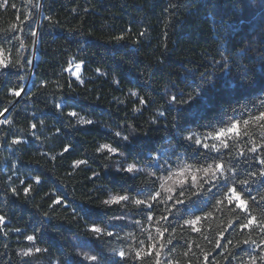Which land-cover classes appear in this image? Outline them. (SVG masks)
Here are the masks:
<instances>
[{
  "label": "trees",
  "instance_id": "obj_1",
  "mask_svg": "<svg viewBox=\"0 0 264 264\" xmlns=\"http://www.w3.org/2000/svg\"><path fill=\"white\" fill-rule=\"evenodd\" d=\"M39 5L0 0L9 64L0 69V116L9 109L0 122V264H21L29 235L37 256L56 264H264V121L255 119L264 113V16L249 0ZM75 61L81 81L67 72ZM234 124L216 149L195 143ZM120 161L139 170L117 171ZM187 167L211 170L162 189ZM233 187L247 211L227 200ZM120 195L128 199L105 203ZM250 216L256 224L244 227Z\"/></svg>",
  "mask_w": 264,
  "mask_h": 264
},
{
  "label": "rangeland",
  "instance_id": "obj_2",
  "mask_svg": "<svg viewBox=\"0 0 264 264\" xmlns=\"http://www.w3.org/2000/svg\"><path fill=\"white\" fill-rule=\"evenodd\" d=\"M249 3H250V6H251V10H252V12H253L255 17L264 16V0H249ZM0 58L4 59L3 56H0ZM35 58H36V53L34 55V61H35ZM77 65H79V68H77ZM67 72L72 77L76 78L78 81L82 80V77H81L82 64L80 62H76V61L75 62H71V64L67 68ZM4 119H5V115L3 117H1L0 122L4 121ZM213 136L214 135L198 138V139H200L202 141V143L200 145L202 147H204L203 146L204 144H208L209 148H207V149L213 150V148H211V145L215 144L216 148H217L218 144L222 141L223 138H221V139H213ZM110 153L118 154L117 151L116 152H110ZM119 163L121 164V167H124V169H126L128 167V165H130V164L124 163L122 161H120ZM138 170H139V168L137 166H134L133 172H137ZM206 173H209V171L205 172L202 169H191V168H188V167L187 168H182L180 170H176V171L170 173L169 175L165 176L162 179V189L164 191H166V192H172L173 189L176 186H178L180 184H183L184 182H186L189 179L191 181L196 182L197 179L201 175L206 174ZM193 176L196 177L195 180L192 179ZM25 240L27 242L26 246H24L21 249H19V254H20L21 259H22V263L21 264H56L55 261H50L48 259L39 258L37 256V254L39 252L36 251V249H39V247L36 245L34 240L29 241L27 239V236H26ZM80 252H81V255L85 259L88 256H92L89 252H87L85 250H82ZM89 261H91V260H89Z\"/></svg>",
  "mask_w": 264,
  "mask_h": 264
},
{
  "label": "snow or ice",
  "instance_id": "obj_3",
  "mask_svg": "<svg viewBox=\"0 0 264 264\" xmlns=\"http://www.w3.org/2000/svg\"><path fill=\"white\" fill-rule=\"evenodd\" d=\"M33 35H35V33H33ZM7 68H9V64L5 63L4 59L0 58V69H7ZM77 68H79V65H77ZM16 95L17 96H20L21 95V92L17 91L16 92ZM69 115L74 117V116L77 115V113L70 112ZM255 119L264 121V113H262L260 116L256 117ZM81 123L82 124H86V125H90L92 122L90 120H88V121L81 120ZM247 123H248V121H245V124H247ZM33 127H35V125H33ZM237 129H238V125H235V124L232 125L230 128L221 129L219 132H217V133L214 134L213 139L226 138L230 133H234ZM185 139L191 140V139H193V137L188 136V137H185ZM222 142H223V140H222ZM195 143L197 145H200L202 143V141L200 139H196L195 140ZM203 146H204L205 149L209 148V145L208 144H204ZM70 147H71L70 145L69 146H66L65 147V152H67L70 149ZM100 147L103 148V149L106 148L109 152H113V148L110 147L107 144H103ZM211 148L215 149L216 148V145L215 144L211 145ZM253 151H255V150L253 149ZM79 163H84V161H79ZM222 167H223V165L222 164H219V163H217L215 165V168L217 170H221ZM133 169H134V165L130 164L125 169V171L128 172V173H132L133 172ZM210 170L211 169L209 168V169H205L204 171L205 172H208ZM262 175H264V173H262ZM192 179L195 180L196 177L193 176ZM37 182H39V178L38 177H37ZM240 184L241 185H245V184H247V181L241 180L240 181ZM25 191L27 192V191H29V189H25ZM225 195H226L227 200L230 203H234V204H236V206L238 208H241V209H244L245 211H247V208H248L247 201L244 199L243 194L237 188L233 187V188H230V189L225 190ZM127 199H128V197L127 196H124V195L114 196V197H112V199L110 201H105V203L106 204L119 203L121 201H126ZM261 201L264 202V196L261 197ZM55 203L59 204L60 201H55ZM136 203L139 205L142 202L140 200H137ZM262 212H264V209H262ZM199 219H200V217H196V219L190 221V223L196 224L199 221ZM2 220H3V217H0V221H2ZM254 224H256V217L255 216H250V217H248L246 223L243 226L244 227H252ZM257 226L264 227V223H261V224H259ZM92 231L93 232H96V233H99V232H101V228L94 226L92 228ZM109 234H111V233H109ZM27 239L29 241H32L34 238H33V236L29 235V236H27ZM246 243H247V241H246ZM36 251L37 252H40L41 249H36ZM119 255L122 258L124 257V253L123 252H120ZM86 259L87 260H91V261H95L96 260V257L95 256H88V257H86Z\"/></svg>",
  "mask_w": 264,
  "mask_h": 264
},
{
  "label": "clouds",
  "instance_id": "obj_4",
  "mask_svg": "<svg viewBox=\"0 0 264 264\" xmlns=\"http://www.w3.org/2000/svg\"><path fill=\"white\" fill-rule=\"evenodd\" d=\"M92 122V121H91ZM137 131H136V129H134V128H130V130H129V134H134V133H136ZM115 135L117 136V137H120L121 136V133L120 132H116L115 133ZM128 135H124L123 136V139L124 140H128ZM103 150V148H101L100 147V149H99V151H102ZM117 151V149L116 148H113V152H116ZM124 155H125V153L123 152V151H120L119 150V156L120 157H124ZM84 163H85V161H84ZM129 166V165H128ZM113 167L117 170V171H122V168H121V164L119 163V162H117V163H115L114 165H113Z\"/></svg>",
  "mask_w": 264,
  "mask_h": 264
},
{
  "label": "water",
  "instance_id": "obj_5",
  "mask_svg": "<svg viewBox=\"0 0 264 264\" xmlns=\"http://www.w3.org/2000/svg\"><path fill=\"white\" fill-rule=\"evenodd\" d=\"M41 1H42V0H40V5H39V8H40V9H41ZM39 22H40V19L38 20V23H37V29H38V26H39ZM36 37H37V31H36ZM34 47H35V45H34ZM34 47H33V51H34ZM32 57H33V55H32ZM31 66H32L31 68H33V66H34V64H32V61H31ZM31 70H32V69H31ZM30 75H31V74H30ZM29 77H30V76H29ZM29 77H28L27 81H26L25 84H24V88H25L26 83L29 81ZM24 88L20 91V92H21V95H22V93H23V91H24ZM21 95H20V96H21ZM20 96H18L17 99H18ZM17 99L14 101V103L17 101ZM8 110H9V109L5 110L4 113L1 114L0 119H1V117H3V116L8 112Z\"/></svg>",
  "mask_w": 264,
  "mask_h": 264
},
{
  "label": "bare ground",
  "instance_id": "obj_6",
  "mask_svg": "<svg viewBox=\"0 0 264 264\" xmlns=\"http://www.w3.org/2000/svg\"><path fill=\"white\" fill-rule=\"evenodd\" d=\"M36 45H37V44H35L34 51H33L32 64L34 63L33 61H34V55H35V51H36ZM27 83H28V82H27ZM27 83H26V85H25V88L27 87ZM25 88H24V89H25Z\"/></svg>",
  "mask_w": 264,
  "mask_h": 264
}]
</instances>
